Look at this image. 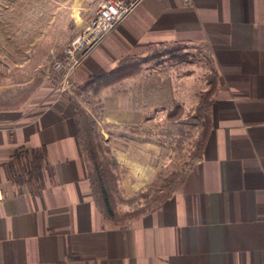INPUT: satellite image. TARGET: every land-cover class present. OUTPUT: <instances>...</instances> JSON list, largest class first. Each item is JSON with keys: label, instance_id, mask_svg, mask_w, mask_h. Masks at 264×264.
<instances>
[{"label": "crops", "instance_id": "obj_1", "mask_svg": "<svg viewBox=\"0 0 264 264\" xmlns=\"http://www.w3.org/2000/svg\"><path fill=\"white\" fill-rule=\"evenodd\" d=\"M25 1L32 12L36 0ZM39 1L49 28L61 31L70 19L81 32L97 0ZM57 41L42 59L61 57ZM173 44L199 49L216 66L211 129L181 185L124 228L94 204L70 94L59 96L45 77L19 108L0 107V264H264V0H139L87 50L74 87L100 78L85 108L98 115L121 189L135 194L156 179L152 159L162 152L138 130L174 104L191 107L193 91L160 69L148 87L145 69L132 74L124 64ZM9 59L0 62V96L29 88L40 72ZM118 75L126 78L112 84ZM21 148L45 150L40 190L12 181L9 165Z\"/></svg>", "mask_w": 264, "mask_h": 264}, {"label": "rangeland", "instance_id": "obj_2", "mask_svg": "<svg viewBox=\"0 0 264 264\" xmlns=\"http://www.w3.org/2000/svg\"><path fill=\"white\" fill-rule=\"evenodd\" d=\"M25 4V0H16V2L14 0H0V62L7 66L10 65L9 58L16 57L18 58L17 62L21 65L30 62L33 66H31L32 68L39 67L40 72L32 84L35 85L36 83L38 86L45 77L48 78V75L52 74L54 58H60L59 55L52 56V58L50 55L45 60L42 59L49 47H51L50 45L58 39L56 46H61L60 48L62 49L80 36L88 24L81 32H73L70 19L65 20V27L61 31L58 30L59 26L57 23L52 28H49L52 18L48 17V13L42 12L44 7L41 1L36 0L37 5L32 8V12L25 9ZM60 18L56 22L60 21ZM60 32L65 34L64 38L58 36ZM181 53L187 54L188 57L186 59L188 62L178 63L172 59L175 54ZM207 59L197 48L190 49L182 45L173 44L152 47L144 57L124 64V66L128 64L132 74L136 72L139 74L142 69H145L144 80L148 82V84L146 83L148 87L156 81V69H160L173 72L172 78H174L175 73V80L179 82L187 80L185 87L191 86L193 91L187 101L188 103L190 102L191 107L184 108L178 103L179 108H175L176 104H174L164 112L161 119L157 122L147 123L146 126L138 130V137L154 139L156 144L162 147L161 154L152 159L155 161L156 179L149 187L142 190L147 189L153 192L157 188L156 183H159L160 180L166 178L172 172L186 170V163L190 160L193 145L201 132L200 127L189 125L186 122H188V117L194 112L197 104V95L201 92V89L206 90L208 88L206 82L209 80L210 64L207 63ZM124 78L126 77L118 75V77L111 79L110 82L117 85ZM190 80L191 85L188 83ZM32 85L27 89L13 91L0 96V107H15L25 103L37 88L35 85V88L30 90ZM93 96H90L91 100ZM99 131H101L100 128ZM103 138L105 140L104 135ZM117 173L119 176V164ZM139 192L126 194L118 184L115 201L117 209L121 212H127L143 205L145 201L138 197Z\"/></svg>", "mask_w": 264, "mask_h": 264}, {"label": "trees", "instance_id": "obj_3", "mask_svg": "<svg viewBox=\"0 0 264 264\" xmlns=\"http://www.w3.org/2000/svg\"><path fill=\"white\" fill-rule=\"evenodd\" d=\"M187 57V54L181 53L175 54L172 59L178 63H185L188 62ZM206 61L210 64L209 80L206 82L208 88L197 95L194 112L186 122L201 129L200 136L193 145L190 160L186 163V170L203 156L205 142L211 129V106L219 89L216 66L212 60L207 59ZM99 79L89 77L85 83L76 85L72 90L73 95L70 101L75 109L77 140L86 163L87 179L94 204L106 222L114 227L124 228L139 217L157 210L181 185L185 171L172 172L156 183L157 188L153 192L147 189L140 191L138 197L145 203L139 208L127 212L117 209L115 201L119 184L118 163L99 131L98 115L85 108V105H90V96L97 94ZM35 85H32L30 90H33ZM20 106L15 107L19 108ZM175 108H179V106L176 104ZM9 168L12 181L15 184H27L40 190L43 188V173L46 169L45 150L39 148L18 149L13 154Z\"/></svg>", "mask_w": 264, "mask_h": 264}, {"label": "built area", "instance_id": "obj_4", "mask_svg": "<svg viewBox=\"0 0 264 264\" xmlns=\"http://www.w3.org/2000/svg\"><path fill=\"white\" fill-rule=\"evenodd\" d=\"M139 0H97L89 9L87 28L71 44L63 47L62 56L54 58L48 75L58 92L73 95L75 72L88 49L108 36L138 5ZM99 125V123L97 122Z\"/></svg>", "mask_w": 264, "mask_h": 264}]
</instances>
